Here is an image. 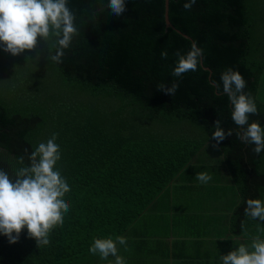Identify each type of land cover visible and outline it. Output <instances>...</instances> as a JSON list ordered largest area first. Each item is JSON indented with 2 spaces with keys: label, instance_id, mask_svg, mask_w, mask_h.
<instances>
[{
  "label": "trees",
  "instance_id": "obj_1",
  "mask_svg": "<svg viewBox=\"0 0 264 264\" xmlns=\"http://www.w3.org/2000/svg\"><path fill=\"white\" fill-rule=\"evenodd\" d=\"M186 2L169 0L172 29L165 26L164 0H125L126 11L118 17L107 8L108 0H68L79 34L62 62L47 59L55 54V37L38 42L50 72L63 87L79 89L84 100L42 94L34 76L21 83L18 75L8 74L24 94L19 103L17 96L14 103L0 99V169L15 179L14 173L30 164L28 157L39 143L56 133L61 151L57 168L71 191L65 196L70 211L63 226L50 234L49 245L38 247L26 229L15 244L0 235V264H72L89 252L94 239L115 240L200 145L207 139L217 143L211 137L218 119L233 135L217 145L244 193L253 189L250 168L261 164L264 152L256 155L253 145L237 138L240 128L231 119L221 74L232 68L244 77V92L258 109L249 123L264 128V109L257 99L264 68V28H256L261 11L255 0H196L190 11L183 7ZM193 42L203 49L198 69L173 77L177 52L186 55ZM12 58L19 63L22 55ZM173 81L179 84L173 96L156 88L162 83L170 87ZM101 102L116 107L109 125L97 114ZM124 108L151 113L152 122L159 125H165L166 118L170 124L177 121L181 132L139 139V126L123 123Z\"/></svg>",
  "mask_w": 264,
  "mask_h": 264
},
{
  "label": "clouds",
  "instance_id": "obj_2",
  "mask_svg": "<svg viewBox=\"0 0 264 264\" xmlns=\"http://www.w3.org/2000/svg\"><path fill=\"white\" fill-rule=\"evenodd\" d=\"M195 3L196 0H188L183 7L190 11ZM107 8L118 17L126 11L125 0H108ZM78 34L68 0H0V45L12 56L34 51L38 40L47 43L55 37V54L47 56V59L59 64L64 51ZM176 55L178 61L172 76L180 78L198 69L203 49L193 42L186 55L179 52ZM161 57L166 59L167 52L162 51ZM39 59L37 56L36 60ZM221 81L222 93L227 95L232 105L231 119L240 128L236 133L237 138L245 144L253 145L252 151L259 155L264 152V128L258 122L249 123V117L258 115V109L254 98L244 92V77L238 71L228 68L221 74ZM156 88L173 96L179 84L173 81L170 87L162 83ZM214 128L211 139L217 143L233 135L231 129L225 132L219 119L215 121ZM56 139L57 134L53 133L46 142L39 143L28 157L30 164L19 168L14 173L15 179L0 169V235L7 237L10 244L17 243L22 231L26 229L28 238L34 239L38 247L49 245L50 234L57 227L63 226L65 216L70 211V202L65 196L71 187L57 168L61 151ZM195 178L201 184L212 180L207 172L197 173ZM244 214L264 222V202L248 199ZM118 245L124 246L125 251L129 250L127 238L117 236L115 240L94 239L89 252L102 260L113 257L114 261L110 264H127L125 258L118 254ZM220 260L221 264H264V239L256 236L250 247L240 244L236 250L221 256Z\"/></svg>",
  "mask_w": 264,
  "mask_h": 264
},
{
  "label": "crops",
  "instance_id": "obj_3",
  "mask_svg": "<svg viewBox=\"0 0 264 264\" xmlns=\"http://www.w3.org/2000/svg\"><path fill=\"white\" fill-rule=\"evenodd\" d=\"M257 99L264 109V68ZM250 170L254 186L246 194L223 151L207 139L120 235L127 238L129 250L118 245V254L127 264H221L220 257L240 244L250 247L254 237L264 239V222L244 214L248 199L264 202V159ZM200 172L212 180L201 184L195 178ZM78 258L72 264L114 261L90 252Z\"/></svg>",
  "mask_w": 264,
  "mask_h": 264
},
{
  "label": "rangeland",
  "instance_id": "obj_4",
  "mask_svg": "<svg viewBox=\"0 0 264 264\" xmlns=\"http://www.w3.org/2000/svg\"><path fill=\"white\" fill-rule=\"evenodd\" d=\"M255 1L258 9L261 11V15L259 14V17L256 20V28L263 30L264 0ZM262 42L264 43L263 40ZM38 45L39 46H37L34 51H25L23 54H21L22 60L19 63H13V56L9 55V53H6L3 50V46L0 45V99L4 100L6 103H14L17 100L18 103L23 101L24 91H21L20 86L17 83L12 82V79H10V76H8V74H10L18 75V80L21 83H24L27 80L26 76L28 79H30V75L34 76L38 82L36 83L38 90L42 92V94L51 93L57 98L66 99L73 102L84 100L85 97L82 95L79 89L76 88L72 91L68 87H63L61 82H58L57 74L54 71L50 72L48 66L46 65L43 46H41L39 42ZM9 56L11 59H9ZM37 56L40 57L38 61L36 60ZM15 96L18 98L17 100H15ZM97 107L99 108L97 111L98 116L103 118L102 122L109 125L111 119L114 117L116 107L114 104L112 106L105 107L102 102L99 103ZM121 116L123 117L124 124L131 125L132 127L139 126L138 129L141 131L139 139L142 140H157L162 136H175L181 132L177 121H175V124H172L171 121L170 124L169 120L171 119L166 118L165 125H159L157 122H152L153 118L151 113H142L131 108H124L122 110Z\"/></svg>",
  "mask_w": 264,
  "mask_h": 264
},
{
  "label": "water",
  "instance_id": "obj_5",
  "mask_svg": "<svg viewBox=\"0 0 264 264\" xmlns=\"http://www.w3.org/2000/svg\"><path fill=\"white\" fill-rule=\"evenodd\" d=\"M168 3H169V0H164V21H165V26H166V28H172V29H174V27L171 25V23L169 22V19H168ZM179 33H181V32H179ZM182 35L185 38L190 39L188 36H186L184 34H182Z\"/></svg>",
  "mask_w": 264,
  "mask_h": 264
}]
</instances>
